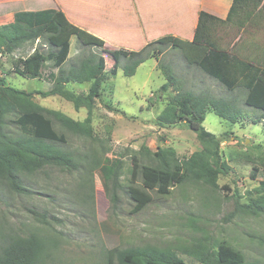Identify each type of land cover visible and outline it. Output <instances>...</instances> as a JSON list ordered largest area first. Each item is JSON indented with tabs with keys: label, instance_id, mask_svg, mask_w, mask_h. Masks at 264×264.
<instances>
[{
	"label": "rangeland",
	"instance_id": "374dc122",
	"mask_svg": "<svg viewBox=\"0 0 264 264\" xmlns=\"http://www.w3.org/2000/svg\"><path fill=\"white\" fill-rule=\"evenodd\" d=\"M52 7L51 0H0V25L10 23L16 12ZM121 17L128 18L124 14ZM74 42L71 41V52ZM104 42L109 52L102 53L106 80L100 99L94 103L91 135H75L65 128L54 127L65 141L56 146L72 153L80 169L44 166L38 172L21 176L26 192L20 194L0 182V244L12 236L34 233L45 243L39 264H105V250L114 247L183 250L205 240L217 247L222 261L241 253L247 263L264 264V211L253 215L238 209L242 204L253 207L262 202L255 194L258 182L264 180V120L258 119L261 113L241 105V116L233 125L208 113L203 127L218 138L226 134L227 140L220 143L219 149L221 160L229 168L228 174L219 176L216 188L204 182L187 181L161 196L155 183L143 180L138 166L157 168L159 158L154 153L167 148L175 151L176 161L181 163L200 150L201 145L184 124L157 126V116L174 93L159 94L166 80L156 61L149 58L133 76H124L111 54L128 49L126 44L131 46L135 41L110 33L109 41ZM36 44L29 43L10 55H0V78L7 85L26 92L51 88L47 75L57 72L52 61L44 65L42 80L21 77L13 71V65L28 57ZM161 58L162 65H172L175 74L184 79L180 91L195 96H202V92L215 97L227 95L216 82L202 85L188 82L174 50L168 49ZM69 89L85 94L88 84L70 85ZM33 101L75 121L86 117L84 108L75 111L69 101L58 96L33 95ZM6 130L10 137L21 133L13 123L7 122ZM92 160L98 166H92ZM117 162H120L117 171L121 189L116 190L117 201L111 203L110 183L105 181L104 174ZM129 188L141 190L143 197L139 201L132 199ZM27 209L46 214L47 218L43 220ZM178 255L185 264H196L193 258L181 252Z\"/></svg>",
	"mask_w": 264,
	"mask_h": 264
},
{
	"label": "trees",
	"instance_id": "16d2710c",
	"mask_svg": "<svg viewBox=\"0 0 264 264\" xmlns=\"http://www.w3.org/2000/svg\"><path fill=\"white\" fill-rule=\"evenodd\" d=\"M72 40H75L73 52ZM29 43L37 44L28 57L13 65L14 73L42 80V70L48 61L53 62L57 72L47 75L52 84L47 91L18 90L0 78V182L19 194L26 192L21 176L38 172L44 166L69 171L80 169L72 153L56 146L65 141L63 134L56 133L54 127L65 128L75 135H91L94 103L100 99L106 80L102 53H109L102 39L74 25L62 11L55 9L16 12L10 23L0 25V55H10ZM168 49L174 50L182 66L213 79L227 95L215 97L202 92V96H195L189 91H180L182 82H185L182 76L175 74L172 65L161 63V55ZM74 52L77 53L70 56ZM111 56L127 77L133 76L145 60L153 58L166 80L160 86L159 94L174 93L157 116V126L165 128L184 124L201 145L200 150L181 163L176 161L172 148L155 152L154 156L159 158L157 168L138 166L137 171L143 180L155 183L161 196L168 195L173 186L187 181L204 182L216 188L219 176L228 174L229 168L221 160L219 149L220 143L227 139L226 134L218 138L203 127L205 116L213 113L229 124H237L242 105L260 112L258 119L264 120V0H232L224 19L199 12L190 41L166 36L138 51L123 48ZM82 84H88L85 94L69 89L70 85ZM33 95L61 97L69 101L75 111L84 108L86 117L75 121L59 111L43 108L33 101ZM7 122L16 125L21 133L10 137ZM169 157L174 158L173 162ZM91 165L98 166L97 161L92 160ZM119 165L117 162L104 174L105 181L110 183L111 203L117 201L116 190L121 189ZM253 177L251 174V179ZM128 193L138 201L143 197L138 189L129 188ZM255 194L262 199L261 205L242 204L238 209L253 215L263 212L264 180L258 182ZM27 211L43 220L47 218L46 214L32 209ZM44 246V241L34 233L26 237H9L0 244V264H39ZM216 249L211 242L202 240L183 250L154 246L114 247L105 250L104 255L105 264H185L178 255L180 252L193 258L196 264H251L241 253L222 261Z\"/></svg>",
	"mask_w": 264,
	"mask_h": 264
},
{
	"label": "crops",
	"instance_id": "0c3cea01",
	"mask_svg": "<svg viewBox=\"0 0 264 264\" xmlns=\"http://www.w3.org/2000/svg\"><path fill=\"white\" fill-rule=\"evenodd\" d=\"M40 2L45 0H38ZM52 9L62 11L74 25L103 41H109L110 33L130 38L127 50L162 37L172 36L190 41L193 38L199 12H206L219 19L227 15L232 0H51ZM114 4V6H113ZM116 9V10H115ZM128 18H122V15ZM13 17V14L11 15ZM188 82H216L209 77L194 73L182 66Z\"/></svg>",
	"mask_w": 264,
	"mask_h": 264
}]
</instances>
